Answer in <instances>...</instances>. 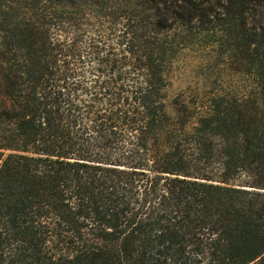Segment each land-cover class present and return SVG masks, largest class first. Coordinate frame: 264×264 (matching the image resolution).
I'll return each mask as SVG.
<instances>
[{
  "label": "trees",
  "instance_id": "obj_1",
  "mask_svg": "<svg viewBox=\"0 0 264 264\" xmlns=\"http://www.w3.org/2000/svg\"><path fill=\"white\" fill-rule=\"evenodd\" d=\"M0 264H264V0H0Z\"/></svg>",
  "mask_w": 264,
  "mask_h": 264
},
{
  "label": "rangeland",
  "instance_id": "obj_2",
  "mask_svg": "<svg viewBox=\"0 0 264 264\" xmlns=\"http://www.w3.org/2000/svg\"><path fill=\"white\" fill-rule=\"evenodd\" d=\"M246 82L244 75L225 67L221 58H213L209 48L190 47L173 64L167 90L168 109L173 110L175 101L181 108V101H184L189 108L187 113L182 110L181 115L186 117L202 106L209 91L220 83L226 90L242 93Z\"/></svg>",
  "mask_w": 264,
  "mask_h": 264
}]
</instances>
